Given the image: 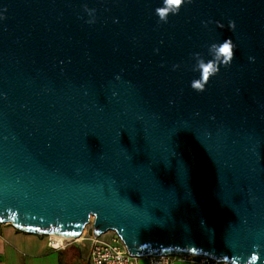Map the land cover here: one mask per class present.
I'll return each mask as SVG.
<instances>
[{
	"label": "water",
	"instance_id": "water-1",
	"mask_svg": "<svg viewBox=\"0 0 264 264\" xmlns=\"http://www.w3.org/2000/svg\"><path fill=\"white\" fill-rule=\"evenodd\" d=\"M91 218L132 256L264 264V0H0V224Z\"/></svg>",
	"mask_w": 264,
	"mask_h": 264
},
{
	"label": "crops",
	"instance_id": "crops-1",
	"mask_svg": "<svg viewBox=\"0 0 264 264\" xmlns=\"http://www.w3.org/2000/svg\"><path fill=\"white\" fill-rule=\"evenodd\" d=\"M0 264H89L88 254L78 245L54 250L48 235L26 233L9 223L0 224ZM141 264H146L142 261ZM182 264V263H178Z\"/></svg>",
	"mask_w": 264,
	"mask_h": 264
},
{
	"label": "built area",
	"instance_id": "built-area-1",
	"mask_svg": "<svg viewBox=\"0 0 264 264\" xmlns=\"http://www.w3.org/2000/svg\"><path fill=\"white\" fill-rule=\"evenodd\" d=\"M80 238V237H79ZM88 244L89 264H228L225 261H217L211 258L190 255H149L132 256L127 251L122 240L113 231H107L103 235L93 232L92 227L81 236ZM48 246L54 250H61L67 246L64 242L58 245L51 235H48Z\"/></svg>",
	"mask_w": 264,
	"mask_h": 264
},
{
	"label": "rangeland",
	"instance_id": "rangeland-1",
	"mask_svg": "<svg viewBox=\"0 0 264 264\" xmlns=\"http://www.w3.org/2000/svg\"><path fill=\"white\" fill-rule=\"evenodd\" d=\"M92 218H91V222L89 223V225H87L83 231H82V235H83V232H88L89 231V228H91V223H92ZM81 235V236H82ZM81 236L78 237V239H72V240H65L64 242L67 244V246H75V245H78L80 247H82L84 249V254H88V244L87 242L81 238Z\"/></svg>",
	"mask_w": 264,
	"mask_h": 264
},
{
	"label": "clouds",
	"instance_id": "clouds-1",
	"mask_svg": "<svg viewBox=\"0 0 264 264\" xmlns=\"http://www.w3.org/2000/svg\"><path fill=\"white\" fill-rule=\"evenodd\" d=\"M170 2H171V0H170ZM171 3H173V2H171ZM175 4H179V3H175ZM218 51L221 53H224V54L229 53V51H230L229 44L225 43L222 47H220L218 49ZM211 67H212V65H209V66L203 68L204 77H207L209 75V71H210ZM197 87H199V85H197Z\"/></svg>",
	"mask_w": 264,
	"mask_h": 264
},
{
	"label": "bare ground",
	"instance_id": "bare-ground-1",
	"mask_svg": "<svg viewBox=\"0 0 264 264\" xmlns=\"http://www.w3.org/2000/svg\"><path fill=\"white\" fill-rule=\"evenodd\" d=\"M51 236L54 238V240L56 241L58 245L63 244L65 240H72V238H67V237H62V236L60 237H57L55 235H51ZM75 239H78V237H76Z\"/></svg>",
	"mask_w": 264,
	"mask_h": 264
},
{
	"label": "snow or ice",
	"instance_id": "snow-or-ice-1",
	"mask_svg": "<svg viewBox=\"0 0 264 264\" xmlns=\"http://www.w3.org/2000/svg\"><path fill=\"white\" fill-rule=\"evenodd\" d=\"M173 3H180V0H171Z\"/></svg>",
	"mask_w": 264,
	"mask_h": 264
}]
</instances>
